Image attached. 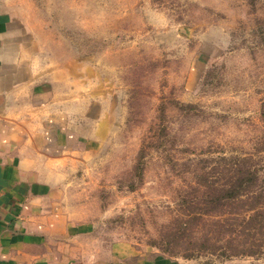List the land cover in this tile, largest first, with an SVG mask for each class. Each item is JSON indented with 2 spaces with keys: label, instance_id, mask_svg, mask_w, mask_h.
I'll return each mask as SVG.
<instances>
[{
  "label": "rangeland",
  "instance_id": "rangeland-1",
  "mask_svg": "<svg viewBox=\"0 0 264 264\" xmlns=\"http://www.w3.org/2000/svg\"><path fill=\"white\" fill-rule=\"evenodd\" d=\"M0 11L71 94L79 137L62 154V199L87 224L85 258H105L104 244L125 261L264 264V236L221 222L255 210L264 221V0H0Z\"/></svg>",
  "mask_w": 264,
  "mask_h": 264
},
{
  "label": "crops",
  "instance_id": "crops-1",
  "mask_svg": "<svg viewBox=\"0 0 264 264\" xmlns=\"http://www.w3.org/2000/svg\"><path fill=\"white\" fill-rule=\"evenodd\" d=\"M15 38L13 15L0 11V264H150L125 261L104 244L105 258H85L87 224L62 199V154H74L71 137H79L71 94L59 92Z\"/></svg>",
  "mask_w": 264,
  "mask_h": 264
},
{
  "label": "trees",
  "instance_id": "trees-1",
  "mask_svg": "<svg viewBox=\"0 0 264 264\" xmlns=\"http://www.w3.org/2000/svg\"><path fill=\"white\" fill-rule=\"evenodd\" d=\"M237 165L233 166V169H235ZM240 171V169H238ZM253 175H256L259 172V169L253 166L251 168ZM257 176V175H256ZM261 212L255 210L254 214L252 216H242L238 218H225V220L221 221L223 224H226L228 228H230V232H232L234 235H236L239 239L242 237V235H262L264 236V229L263 227H259V224L264 225V221L261 220L263 216H261ZM255 217V218H254ZM251 219V220H250ZM257 221V227L255 225L250 224L252 220ZM219 226V225H217ZM239 227V229H237ZM225 230V229H224ZM223 232V231H222Z\"/></svg>",
  "mask_w": 264,
  "mask_h": 264
}]
</instances>
